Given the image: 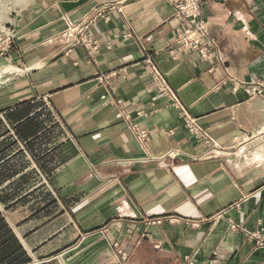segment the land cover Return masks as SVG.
I'll return each instance as SVG.
<instances>
[{"label": "crops", "instance_id": "crops-1", "mask_svg": "<svg viewBox=\"0 0 264 264\" xmlns=\"http://www.w3.org/2000/svg\"><path fill=\"white\" fill-rule=\"evenodd\" d=\"M102 8L90 59L60 34ZM10 23L3 47L23 72L0 84V141H17L9 157L23 151L27 163L0 182V196H16L0 204L43 196L36 215L14 209L35 215L20 227L28 264H264V96L173 59L174 0H36ZM208 26L235 77L264 75V0H212ZM148 52L219 144L213 153L156 91ZM123 108L160 159H137Z\"/></svg>", "mask_w": 264, "mask_h": 264}, {"label": "built area", "instance_id": "built-area-1", "mask_svg": "<svg viewBox=\"0 0 264 264\" xmlns=\"http://www.w3.org/2000/svg\"><path fill=\"white\" fill-rule=\"evenodd\" d=\"M212 0H174V9L177 17L181 19V24L177 28L176 36L170 45V54L173 59L182 61H192L194 66L207 65V71L218 75L223 84H231L233 88L243 89L248 96H264V75L253 74L247 79H239L230 71L227 56L221 43L215 37L208 26V7ZM117 6H111L116 8ZM105 9H99L94 14L84 17L81 22L73 24L66 23V27L60 34L70 45H82L87 49L89 58H93L100 51L98 41L90 34V28L95 21L103 16ZM143 61L146 64L147 72L152 76L156 91L165 96L168 104L177 113L192 137L209 148V153L218 149L219 144L214 137L200 124L198 118L191 115L187 107L181 101L178 93L170 86L165 75L160 71L155 63L153 54L145 53ZM101 81L109 82L107 74L99 75ZM125 121L138 140L142 151L141 162H149L160 159L155 156L147 146L148 131L141 124L135 122L126 108H123ZM180 154L177 150H171L168 156L174 157ZM237 205H239L237 203ZM231 227L237 225L231 222ZM124 259L127 258L122 253Z\"/></svg>", "mask_w": 264, "mask_h": 264}, {"label": "trees", "instance_id": "trees-1", "mask_svg": "<svg viewBox=\"0 0 264 264\" xmlns=\"http://www.w3.org/2000/svg\"><path fill=\"white\" fill-rule=\"evenodd\" d=\"M7 121L12 124L11 117H7ZM5 128V124L2 119H0V130ZM15 132L17 136H21L22 132L26 130V127L22 124H17L15 127ZM7 132L5 133V135ZM17 141H12L9 138H3L0 141V182H3L6 178L11 177L18 168H15L16 164L10 165L9 161L19 155V159H22L23 151L17 152L14 156L9 157L10 150L15 145ZM16 196H0V201L8 205L11 201L15 199ZM31 197L33 196H23L16 202L10 204L7 210H14L20 206H29L34 212L38 214L40 212L39 204L32 202ZM56 200L54 198L50 199L48 205H55ZM29 204V205H28ZM32 205V206H30ZM44 208V207H43ZM42 208V209H43ZM24 217L18 226L22 227L28 220L34 218L35 215ZM32 261V257L25 248L19 236L16 234L15 230L9 223L5 211L0 208V264H28Z\"/></svg>", "mask_w": 264, "mask_h": 264}, {"label": "rangeland", "instance_id": "rangeland-1", "mask_svg": "<svg viewBox=\"0 0 264 264\" xmlns=\"http://www.w3.org/2000/svg\"><path fill=\"white\" fill-rule=\"evenodd\" d=\"M36 0H0V59L1 62L9 63L7 51L4 49L3 44L5 41H8L10 33L12 32L10 27L12 26L11 20L20 12L26 10L29 5ZM0 62V63H1ZM14 65V64H13ZM27 163L26 158L18 159L15 164V168L23 167ZM31 177V175L29 176ZM31 200L34 203L39 204V208H43V196H40L39 193L33 195ZM29 205V204H28ZM1 208L5 211L7 215V219L13 229L15 230L16 234L22 239V230L18 226V223L26 216L27 212H23V210L19 211L18 208L16 210H5V208L0 204ZM32 206V205H30ZM47 216L43 215L39 218V220L46 219Z\"/></svg>", "mask_w": 264, "mask_h": 264}, {"label": "bare ground", "instance_id": "bare-ground-1", "mask_svg": "<svg viewBox=\"0 0 264 264\" xmlns=\"http://www.w3.org/2000/svg\"><path fill=\"white\" fill-rule=\"evenodd\" d=\"M23 72L21 67L9 63H0V84Z\"/></svg>", "mask_w": 264, "mask_h": 264}]
</instances>
